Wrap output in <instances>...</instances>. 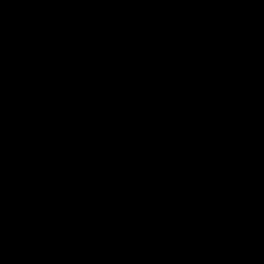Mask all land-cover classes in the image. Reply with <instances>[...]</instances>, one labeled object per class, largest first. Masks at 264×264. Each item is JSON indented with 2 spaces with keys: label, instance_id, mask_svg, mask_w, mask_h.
<instances>
[{
  "label": "water",
  "instance_id": "water-1",
  "mask_svg": "<svg viewBox=\"0 0 264 264\" xmlns=\"http://www.w3.org/2000/svg\"><path fill=\"white\" fill-rule=\"evenodd\" d=\"M0 264H264V0H0Z\"/></svg>",
  "mask_w": 264,
  "mask_h": 264
}]
</instances>
